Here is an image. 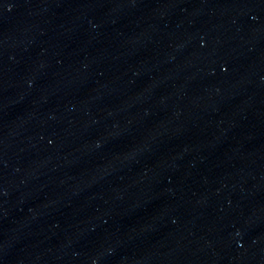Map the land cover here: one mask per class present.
Listing matches in <instances>:
<instances>
[{
  "label": "water",
  "instance_id": "1",
  "mask_svg": "<svg viewBox=\"0 0 264 264\" xmlns=\"http://www.w3.org/2000/svg\"><path fill=\"white\" fill-rule=\"evenodd\" d=\"M264 120V0H0V164Z\"/></svg>",
  "mask_w": 264,
  "mask_h": 264
}]
</instances>
